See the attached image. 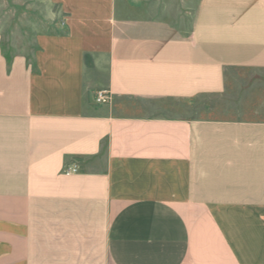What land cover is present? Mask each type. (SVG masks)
<instances>
[{
  "label": "crops",
  "instance_id": "1",
  "mask_svg": "<svg viewBox=\"0 0 264 264\" xmlns=\"http://www.w3.org/2000/svg\"><path fill=\"white\" fill-rule=\"evenodd\" d=\"M53 1L0 56V264H264V118L190 113L264 70V0Z\"/></svg>",
  "mask_w": 264,
  "mask_h": 264
},
{
  "label": "rangeland",
  "instance_id": "2",
  "mask_svg": "<svg viewBox=\"0 0 264 264\" xmlns=\"http://www.w3.org/2000/svg\"><path fill=\"white\" fill-rule=\"evenodd\" d=\"M161 1V8L164 6L162 9L170 20L179 22V15L192 11L199 0ZM58 10L59 6L53 0H0V56L7 61L9 68L15 58L24 57L34 70L39 35L63 26L64 15L60 20L54 16ZM200 103L204 105L203 109L190 111L200 118L263 119L264 70L234 71L225 95L203 98Z\"/></svg>",
  "mask_w": 264,
  "mask_h": 264
},
{
  "label": "built area",
  "instance_id": "3",
  "mask_svg": "<svg viewBox=\"0 0 264 264\" xmlns=\"http://www.w3.org/2000/svg\"><path fill=\"white\" fill-rule=\"evenodd\" d=\"M94 101L96 104H99V105L110 104L112 101V97L108 91L102 90V91H98L95 94ZM77 172H79V169L76 165L70 166L66 171L68 175L71 173H77Z\"/></svg>",
  "mask_w": 264,
  "mask_h": 264
}]
</instances>
